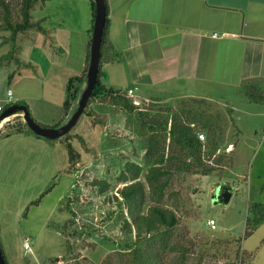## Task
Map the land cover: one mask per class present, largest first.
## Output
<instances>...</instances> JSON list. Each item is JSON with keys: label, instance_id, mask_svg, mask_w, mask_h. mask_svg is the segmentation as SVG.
Listing matches in <instances>:
<instances>
[{"label": "rangeland", "instance_id": "rangeland-1", "mask_svg": "<svg viewBox=\"0 0 264 264\" xmlns=\"http://www.w3.org/2000/svg\"><path fill=\"white\" fill-rule=\"evenodd\" d=\"M91 1L94 3V0H47L36 4L31 10V21L39 22L44 32L40 38L37 29L18 34L15 55L11 52L9 32L1 33L0 43L7 48L3 56L10 53L12 59L3 63L6 67L0 72V106L15 105L16 98L24 96L22 102L29 105L32 119L40 120L37 123L44 127H55L53 122L63 113L62 78H46L38 73L34 86L27 82L29 79L17 80L25 71L35 74L32 66L21 61L30 54L31 42L38 40L49 53L52 40L66 38L65 34L70 38L73 31L63 77L67 70L78 71L84 44L90 56ZM11 18L18 19L15 10ZM3 53L2 48L0 55ZM228 92L225 99L215 102L177 98L142 101L139 106L148 117L158 120L171 115L183 116L185 120L196 115L195 132L205 136L201 142L202 159L205 166L213 169L207 175L195 167L190 172L172 173L163 205L174 210L178 225L167 243L149 239L145 234L136 238L133 231L129 233L124 228V221H129L124 205L120 208L102 205L103 198L117 195V189L124 186L118 180L127 181L135 172L125 168L126 163H135L141 170L139 181L145 194L141 214L152 204L143 178L153 163V158H144L149 134L142 129L135 113L119 109L108 98L90 101L68 133L69 142L79 155L72 164L61 138L53 141L38 138L24 127L31 139L25 140L22 134L18 136L4 129L1 143L9 153L4 152L0 163V248L7 264H139L141 260L135 259V253L143 255L151 251L158 252L163 264L251 262L248 254L264 233L263 223L245 236L253 205L264 206V103L249 98L244 88L240 93ZM12 117L1 128L15 123L17 118ZM207 120L215 122L213 134L202 126ZM5 131L8 136L3 134ZM157 136L163 144V135ZM36 139L45 144H34ZM208 145L214 150H208ZM228 145L233 146L230 152H226ZM168 152L179 156L174 147H167L165 154ZM100 181L108 185L103 193L97 184ZM219 182L227 184L231 194L226 204L222 202V191H214ZM209 220L215 222V229L207 224ZM26 239L31 252L23 247Z\"/></svg>", "mask_w": 264, "mask_h": 264}, {"label": "crops", "instance_id": "crops-1", "mask_svg": "<svg viewBox=\"0 0 264 264\" xmlns=\"http://www.w3.org/2000/svg\"><path fill=\"white\" fill-rule=\"evenodd\" d=\"M105 2L106 40L100 69L104 75L102 84L107 89L125 94L127 89L136 87L137 99L141 103L177 98L215 102L225 99L229 90L240 93L244 87L264 92V0ZM72 34L73 31L70 38L65 34L66 38L52 40L49 53L38 40L31 42L30 54L21 62L32 66L35 74L25 71L24 76H17V80L29 79L27 82L34 86L40 73L46 78H62L60 87L63 90L68 79L82 75L88 59L85 44L78 71L67 70L63 77L70 56ZM214 34L217 37H213ZM41 35L38 32L39 38ZM5 47L0 48L4 49L0 58L6 52ZM5 67L0 63V72ZM84 85L80 87V92ZM24 100V96H19L15 101ZM75 103L64 122L72 114ZM30 113L32 115L31 110ZM12 118L23 121L18 114ZM62 118L63 113L52 126ZM3 130L0 129V134ZM22 131L16 134L31 140L26 131ZM3 134L9 135L6 131ZM1 142L0 138V163L7 151ZM33 143L45 144L38 139ZM11 150L13 153V148ZM248 255L249 264H264V233Z\"/></svg>", "mask_w": 264, "mask_h": 264}, {"label": "trees", "instance_id": "trees-1", "mask_svg": "<svg viewBox=\"0 0 264 264\" xmlns=\"http://www.w3.org/2000/svg\"><path fill=\"white\" fill-rule=\"evenodd\" d=\"M46 1L47 0H0V30L2 32H9V40L12 42L11 52H14V55L16 52L14 42L18 34H22L33 29H37L38 32L41 33L44 32L39 22L31 21V10L36 4H43ZM91 8L94 19L95 7L93 1H91ZM13 10H15L18 18L15 21H12L11 18ZM105 40L106 27L101 44L100 64ZM10 59H12V55L9 53L0 58V63L8 62ZM13 59L17 63L19 62L16 57ZM88 61L89 56L85 71L82 75L68 79L65 85L63 118L55 125V127L65 123L64 121L70 111V108L78 99L80 87L86 81L85 76L88 68ZM103 76V73L99 71L97 84L87 102V105L90 101L108 98L113 102V105L119 107V109L127 113H135L138 116L142 129H145V131L149 134V140L144 150V158H153V163H151V166L143 175L148 195L152 200V204L147 206L145 213L141 214L142 207L145 202L144 186L143 183L139 181L141 170L135 163L125 164V168H130L135 170V172L127 181L119 179L118 183L123 184L124 186L117 189V195L103 198L102 205L115 206L119 208L121 205H124L127 209V213L129 214V221H124V228H128L129 233L133 231L136 238L139 239L142 234H145V236H148L149 239H159L162 242L167 243V239L172 235V230L178 225V219L174 210L163 205L167 189L174 176L172 173L181 171L190 172V170L195 167L196 170L203 172L204 175H207L213 170L212 167L205 166L202 159L201 150L203 145L197 138V133L194 129L196 115L193 117L187 116L185 120H183V116L179 115H171L166 119L160 120L148 117L147 113L142 111L141 107L133 106L125 94L112 89H107L101 81ZM244 89L247 90V96L253 99L256 103H264V92H261L260 90H252L248 87H244ZM16 104L25 103L21 101L16 102ZM86 108L83 114L86 112ZM5 109L6 108H4V110ZM17 119L15 120V123H7L4 125L3 129L20 133L24 130L26 125L23 121H18ZM214 124V121L207 120L204 124H202V126L207 129L208 132L213 134ZM158 133L163 135V144H160L158 141ZM78 139L79 141H82L81 138ZM60 140H64L65 147L68 150L70 164L77 161L79 155L70 144L69 135L66 134ZM167 140H169L168 145H166ZM165 145L166 148L170 146L174 147L179 153V156L172 155L169 152L165 154ZM211 145L207 146L210 151L214 150ZM170 151L172 152L173 150ZM97 184L99 185L100 193H103L108 187V185L102 181L97 182ZM119 199H121L122 203ZM102 205L100 207H102ZM251 215L252 218L248 219L246 222L245 236L249 235L254 228L264 223V206L258 204L253 205ZM135 255V259L141 260L139 264H163L158 252L151 251L150 253L143 255L135 253ZM5 263L7 264L6 261Z\"/></svg>", "mask_w": 264, "mask_h": 264}, {"label": "water", "instance_id": "water-1", "mask_svg": "<svg viewBox=\"0 0 264 264\" xmlns=\"http://www.w3.org/2000/svg\"><path fill=\"white\" fill-rule=\"evenodd\" d=\"M95 16L93 19V31L90 43V56L89 64L86 73L85 87L80 93L76 108L72 112L69 119L58 127H44L37 122H35L25 104H15L7 107L2 113H0V124L10 118L13 115H21L22 120L26 127L37 137L45 140L53 141L64 137L68 134L71 129L77 124L79 118L85 111L87 102L97 84L98 74L100 71V52L101 44L103 40V35L106 27V2L105 0H94ZM225 183H216L214 185V191L217 189L222 191V202L228 203L231 194ZM212 198H215V193L212 194ZM0 264H6L2 256V251L0 248Z\"/></svg>", "mask_w": 264, "mask_h": 264}, {"label": "built area", "instance_id": "built-area-1", "mask_svg": "<svg viewBox=\"0 0 264 264\" xmlns=\"http://www.w3.org/2000/svg\"><path fill=\"white\" fill-rule=\"evenodd\" d=\"M213 37H217V35L214 34ZM7 96H8L9 98L12 97V93H11V91H8V92H7ZM125 96L129 99L130 103H131L133 106H136V107L141 106L142 103L140 102L139 99H137L138 96H137V88H136V87L127 89L126 92H125ZM3 111H4V108H3L2 106H0V113H2ZM21 117H22V116H21ZM197 138H198L199 141H201V142H203V141L205 140V136H204V134H203V133H200V132L197 133ZM232 147H233L232 145H228V146L226 147V152H230L231 149H232ZM207 224H208V225L210 226V228H212V229H215V228H216L215 222H214L213 220H209ZM28 242H29V240L26 239L23 247H24L25 251H27V252H31V248H30ZM237 264H249V263H246V262L243 263V262L240 260V261L237 262Z\"/></svg>", "mask_w": 264, "mask_h": 264}, {"label": "bare ground", "instance_id": "bare-ground-1", "mask_svg": "<svg viewBox=\"0 0 264 264\" xmlns=\"http://www.w3.org/2000/svg\"><path fill=\"white\" fill-rule=\"evenodd\" d=\"M4 121H5V120H4ZM4 121H3V122H4ZM3 122H2L1 124H3ZM1 124H0V127L2 126Z\"/></svg>", "mask_w": 264, "mask_h": 264}]
</instances>
